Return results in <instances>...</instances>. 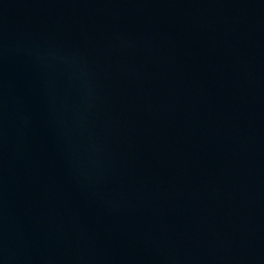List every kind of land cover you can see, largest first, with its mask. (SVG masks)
<instances>
[{"label": "water", "instance_id": "1", "mask_svg": "<svg viewBox=\"0 0 264 264\" xmlns=\"http://www.w3.org/2000/svg\"><path fill=\"white\" fill-rule=\"evenodd\" d=\"M0 264H264V0H0Z\"/></svg>", "mask_w": 264, "mask_h": 264}]
</instances>
